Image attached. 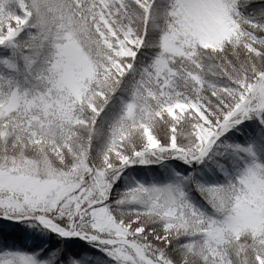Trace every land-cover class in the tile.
Masks as SVG:
<instances>
[{"label":"snow or ice","instance_id":"1","mask_svg":"<svg viewBox=\"0 0 264 264\" xmlns=\"http://www.w3.org/2000/svg\"><path fill=\"white\" fill-rule=\"evenodd\" d=\"M0 264H264V0H0Z\"/></svg>","mask_w":264,"mask_h":264}]
</instances>
